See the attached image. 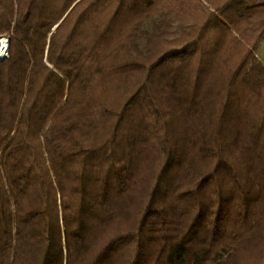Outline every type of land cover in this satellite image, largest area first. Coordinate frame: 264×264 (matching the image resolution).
I'll use <instances>...</instances> for the list:
<instances>
[{"label": "trees", "instance_id": "16d2710c", "mask_svg": "<svg viewBox=\"0 0 264 264\" xmlns=\"http://www.w3.org/2000/svg\"><path fill=\"white\" fill-rule=\"evenodd\" d=\"M0 36V264H264V0H0Z\"/></svg>", "mask_w": 264, "mask_h": 264}, {"label": "rangeland", "instance_id": "374dc122", "mask_svg": "<svg viewBox=\"0 0 264 264\" xmlns=\"http://www.w3.org/2000/svg\"><path fill=\"white\" fill-rule=\"evenodd\" d=\"M145 29H146L147 31H149V32L153 31V23H152V22L147 23V24L145 25ZM145 43H146V40H145V39H141V40H140V47H141L142 49H144V47H145ZM256 53H257V54H256L257 57H258V58L264 63V41L262 42L260 48L257 50ZM8 60H9V56H8L6 59L1 60V62H0V68H1L5 63H7Z\"/></svg>", "mask_w": 264, "mask_h": 264}, {"label": "bare ground", "instance_id": "6f19581e", "mask_svg": "<svg viewBox=\"0 0 264 264\" xmlns=\"http://www.w3.org/2000/svg\"><path fill=\"white\" fill-rule=\"evenodd\" d=\"M7 44L8 41L5 39V37L0 36V62L3 59H6L8 57L7 54Z\"/></svg>", "mask_w": 264, "mask_h": 264}, {"label": "water", "instance_id": "95a60500", "mask_svg": "<svg viewBox=\"0 0 264 264\" xmlns=\"http://www.w3.org/2000/svg\"><path fill=\"white\" fill-rule=\"evenodd\" d=\"M5 39L7 40L6 37H5ZM7 41H8V40H7ZM9 46H10V45H9V42H8V44H7V48H6V49H7V54H8V56H9ZM3 60H4V59H3Z\"/></svg>", "mask_w": 264, "mask_h": 264}]
</instances>
